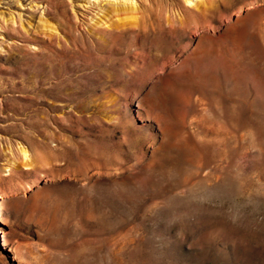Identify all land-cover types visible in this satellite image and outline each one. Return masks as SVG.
Listing matches in <instances>:
<instances>
[{
    "label": "rangeland",
    "instance_id": "obj_1",
    "mask_svg": "<svg viewBox=\"0 0 264 264\" xmlns=\"http://www.w3.org/2000/svg\"><path fill=\"white\" fill-rule=\"evenodd\" d=\"M0 195V264H264V0H0Z\"/></svg>",
    "mask_w": 264,
    "mask_h": 264
},
{
    "label": "bare ground",
    "instance_id": "obj_2",
    "mask_svg": "<svg viewBox=\"0 0 264 264\" xmlns=\"http://www.w3.org/2000/svg\"><path fill=\"white\" fill-rule=\"evenodd\" d=\"M99 7V6H98ZM94 9H98V8H96L95 6H92V5H90L89 7H88V10H90V11H93ZM88 13H90V12H88ZM112 13H113V17H116L117 16V14L115 13V12H113L112 11ZM81 16H83V17H86V14L85 13H83V14H80ZM76 18V17H75ZM116 19L117 18H115L113 21H112V24L111 25H113V26H116V24L118 23L117 21H116ZM0 200H1V197H0ZM3 247H6L7 246V244L6 243H4L3 245H2Z\"/></svg>",
    "mask_w": 264,
    "mask_h": 264
},
{
    "label": "built area",
    "instance_id": "obj_3",
    "mask_svg": "<svg viewBox=\"0 0 264 264\" xmlns=\"http://www.w3.org/2000/svg\"><path fill=\"white\" fill-rule=\"evenodd\" d=\"M1 196V198H2V195H0ZM2 200V199H1ZM1 200H0V204H1Z\"/></svg>",
    "mask_w": 264,
    "mask_h": 264
}]
</instances>
